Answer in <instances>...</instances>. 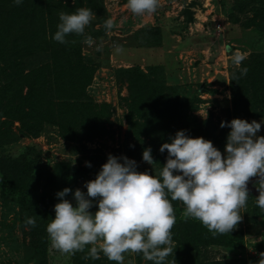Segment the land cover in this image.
<instances>
[{"label": "rangeland", "instance_id": "obj_1", "mask_svg": "<svg viewBox=\"0 0 264 264\" xmlns=\"http://www.w3.org/2000/svg\"><path fill=\"white\" fill-rule=\"evenodd\" d=\"M126 5L127 0H23L17 6L0 0L5 11H0V264H116L103 253L91 259V245L74 255L52 248L46 227L55 217L58 191L72 189L78 180L74 190L86 192L81 183L95 179L109 154L126 156L137 162L138 172L158 176L167 157L159 148L171 142V127L191 138L205 130L221 133L226 141L231 129L221 128L222 121L264 119L263 101L254 107L249 101L255 96L236 101L231 91V75L244 61L257 52L264 57V0H159L157 11L142 17ZM47 7L52 19L43 31L37 24L43 37L36 39L31 15ZM78 8L95 13L85 29L93 44L75 34L67 45L47 40L48 29L57 31L59 13ZM186 9L193 22H187ZM107 19L114 22L111 30L104 27ZM200 23L212 38L206 42L209 55L224 53L211 57L214 65L201 53L204 48L188 44L189 35H197L193 25ZM72 47L81 59L66 58ZM237 50L246 54L239 67L232 63ZM44 96L37 109V97ZM257 135L264 136V125ZM149 147L153 165L142 160ZM247 183L249 198L236 230L242 235L232 238L200 228L186 235L183 221L192 218L185 217L182 202L171 201L176 223L166 264H258L264 252V211L255 203L259 177ZM65 199L75 206L71 192ZM97 210L95 204L90 209ZM29 217L35 227L25 225ZM124 264L152 262L126 253Z\"/></svg>", "mask_w": 264, "mask_h": 264}, {"label": "clouds", "instance_id": "obj_2", "mask_svg": "<svg viewBox=\"0 0 264 264\" xmlns=\"http://www.w3.org/2000/svg\"><path fill=\"white\" fill-rule=\"evenodd\" d=\"M13 3L19 6L23 0ZM126 7L142 17L155 13L159 0H127ZM94 15L89 8L60 12L52 39L67 45L74 42L67 37L75 34L83 36L86 44H93L85 29ZM104 27L113 29V20L107 19ZM116 51H121L119 46ZM245 58L246 54L237 50L232 63L239 67ZM247 72V67L240 68V76ZM262 125L264 119L222 121L221 128L231 129L223 156L211 141L191 138L186 130H179L171 142L159 148L161 153L167 151V157L158 176L138 172L137 162L126 156L109 154L95 179L83 185L86 192L66 187L56 193L59 202L53 208L55 217L46 227L52 248L74 255L91 245L88 256L93 260L103 253L109 261L124 264L125 254L135 253L152 264H166L173 255L176 216L171 201L176 200L185 206L186 218L198 220L213 236L229 234L242 219L240 210L246 207L251 177H259L255 203L264 211V136L257 135ZM142 160L154 164L150 147L143 150ZM85 163L91 167L90 162ZM70 192L75 206L65 199ZM94 204L98 210L93 213L90 209ZM24 223L36 226L34 217ZM260 257L258 264H264V252Z\"/></svg>", "mask_w": 264, "mask_h": 264}, {"label": "trees", "instance_id": "obj_3", "mask_svg": "<svg viewBox=\"0 0 264 264\" xmlns=\"http://www.w3.org/2000/svg\"><path fill=\"white\" fill-rule=\"evenodd\" d=\"M252 2H254L255 0H251ZM4 7L0 6V11H2L3 13H5V11H3ZM52 8V7H51ZM52 10V9H51ZM68 13H71V11H68ZM31 19L33 21L32 25L34 28H32V33L31 35L33 37H35L36 39H41L43 36H41V34L39 32H36V30H38L39 27H37V24L40 25L42 27V31L48 28V24L50 22V20L52 19V14L50 12V8H45V10H40V11H36L33 13V18L31 15ZM6 28V27H5ZM6 32V29L5 31ZM3 31L0 32V34L2 35ZM47 40H52V36L54 34H52V31L49 32L46 31L45 33ZM52 44V42H51ZM55 45L56 44H52ZM52 51L54 53L55 49L54 47H52ZM2 49V47H1ZM75 47H72L71 49H69V51H67V55L66 58H69L71 55L72 56H76V58H80V53L78 51H75ZM54 56V54H53ZM73 57V58H74ZM81 61V60H80ZM82 65V69H84L85 72H87V67L83 66V62H78ZM243 67H247L248 72L246 75L244 76H240V71L239 72H234L235 74L231 75V91L234 94V100H243L245 98H247L248 96H255L254 98H252L249 102H251V104L249 105H253L254 107L259 105V103H264V87L262 85H264V57L262 56V53H255L253 56H250L249 58H247L244 61V66ZM86 69V70H85ZM73 72H75L74 70H72ZM90 69L88 68V72L90 73ZM236 75V76H235ZM91 76V74H89V77ZM236 77V78H235ZM235 78V79H234ZM233 80V82H232ZM77 84V83H76ZM44 85H49L48 82H44ZM35 87V85L33 84V88ZM58 87V86H57ZM64 87V86H61ZM44 86L42 85L41 88H39V90L41 91V93L43 95H47L45 93V89H43ZM34 97V96H33ZM41 99H43L42 103L44 102V100L46 99V96L42 97V98H38L37 100H39V102H37L35 104V106H37V109H39L41 107ZM150 113V111H149ZM148 115V114H147ZM162 117V116H161ZM159 118L160 120H162V118ZM159 120H155V124H159ZM169 128V127H168ZM171 130L167 129V134L168 137L171 139L172 137L175 136V133L173 132L174 127L170 128ZM207 136V138L209 139V141H211L213 143V146L216 147L218 150L223 151L225 149V145H226V141L224 140V136L221 133H211L207 130L203 131V135L202 137L205 138ZM87 179V178H86ZM78 181V180H77ZM76 181V182H77ZM75 182V183H76ZM73 183L72 185V190L75 189L76 184ZM183 229L185 234L188 236H191L193 234H195L196 229L200 228L202 231H204L206 234L208 235H212L207 228H205L198 220L192 219V220H185L183 221ZM237 230V226L229 233V234H223V235H216L217 237H234L235 236V232ZM238 235H242V231H238L236 232ZM233 235V236H232ZM195 250L200 253L199 249L197 247H195ZM192 250L189 251V255H192ZM191 253V254H190Z\"/></svg>", "mask_w": 264, "mask_h": 264}, {"label": "crops", "instance_id": "obj_4", "mask_svg": "<svg viewBox=\"0 0 264 264\" xmlns=\"http://www.w3.org/2000/svg\"><path fill=\"white\" fill-rule=\"evenodd\" d=\"M193 16V15H192ZM194 26V28H195V31H193V32H196V34L197 35H193V33H191L189 36H190V38H188V44L190 45V46H195V48H204V49H202L203 51H201V53H206L209 57V63L210 64H212V65H214L213 64V61H214V59L213 58H211V57H213V56H215L216 54L215 53H213V55H209V53H210V50H211V47H210V45L209 44H207L206 42H208L207 40H212V38H206V37H208V36H210V34L209 33H206L205 32V28L203 27V25L200 23V24H194L193 25ZM218 35V34H217ZM219 37V36H218ZM217 37V38H218ZM218 44V43H217ZM219 45H220V43H219ZM225 44H221V48H225V46H224ZM208 48V49H207ZM227 48V47H226ZM228 49V48H227ZM226 49V50H227ZM217 53V55L218 56H220V57H222V55L224 54V53H222V52H216ZM221 53H222V55H221ZM216 55V56H217ZM199 57H200V55H198ZM215 56V57H216ZM214 57V58H215ZM221 58H219V60H220Z\"/></svg>", "mask_w": 264, "mask_h": 264}, {"label": "water", "instance_id": "obj_5", "mask_svg": "<svg viewBox=\"0 0 264 264\" xmlns=\"http://www.w3.org/2000/svg\"><path fill=\"white\" fill-rule=\"evenodd\" d=\"M184 14L187 18V22H193V16H192V13L190 10H188V9L184 10ZM247 188L249 189L248 183H247Z\"/></svg>", "mask_w": 264, "mask_h": 264}, {"label": "built area", "instance_id": "obj_6", "mask_svg": "<svg viewBox=\"0 0 264 264\" xmlns=\"http://www.w3.org/2000/svg\"><path fill=\"white\" fill-rule=\"evenodd\" d=\"M217 28H220L219 24H217ZM91 180H92L91 177H89V178L85 179V181H83L81 184L84 185L87 181H91Z\"/></svg>", "mask_w": 264, "mask_h": 264}]
</instances>
